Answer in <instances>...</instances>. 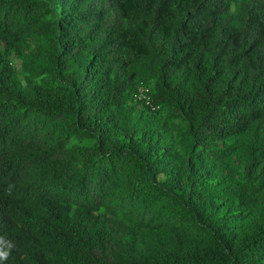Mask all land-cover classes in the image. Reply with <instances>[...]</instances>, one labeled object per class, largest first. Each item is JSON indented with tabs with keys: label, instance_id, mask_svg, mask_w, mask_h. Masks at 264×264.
<instances>
[{
	"label": "trees",
	"instance_id": "16d2710c",
	"mask_svg": "<svg viewBox=\"0 0 264 264\" xmlns=\"http://www.w3.org/2000/svg\"><path fill=\"white\" fill-rule=\"evenodd\" d=\"M0 251L264 264V0H0Z\"/></svg>",
	"mask_w": 264,
	"mask_h": 264
},
{
	"label": "rangeland",
	"instance_id": "374dc122",
	"mask_svg": "<svg viewBox=\"0 0 264 264\" xmlns=\"http://www.w3.org/2000/svg\"><path fill=\"white\" fill-rule=\"evenodd\" d=\"M10 65L17 70L20 79L24 82L25 78L27 76V68L25 67V63H23V61L21 59L14 58L11 61ZM150 82L153 84L154 83V79H150ZM138 110L139 109H135V112H134L135 115L133 116L134 119H138L136 117H139V115H138L139 111ZM159 117H160L162 122L167 121L166 120V116H165V112H161L159 114ZM169 123H170V121H169ZM168 125L171 128V131L173 133V137L175 139L176 149L179 150V152H181L182 146H183V141H182V139L180 138V136L178 134V129L176 127H174L173 124H168Z\"/></svg>",
	"mask_w": 264,
	"mask_h": 264
},
{
	"label": "built area",
	"instance_id": "2783aa9c",
	"mask_svg": "<svg viewBox=\"0 0 264 264\" xmlns=\"http://www.w3.org/2000/svg\"><path fill=\"white\" fill-rule=\"evenodd\" d=\"M149 88L146 86H141L138 92L135 94V98L137 100H145L147 103H149L150 100V95H149Z\"/></svg>",
	"mask_w": 264,
	"mask_h": 264
},
{
	"label": "clouds",
	"instance_id": "9594fccd",
	"mask_svg": "<svg viewBox=\"0 0 264 264\" xmlns=\"http://www.w3.org/2000/svg\"><path fill=\"white\" fill-rule=\"evenodd\" d=\"M8 255V252L0 251V260H6L8 258Z\"/></svg>",
	"mask_w": 264,
	"mask_h": 264
}]
</instances>
